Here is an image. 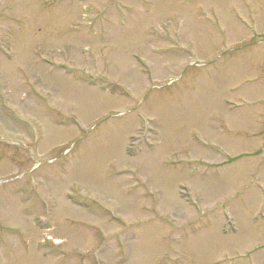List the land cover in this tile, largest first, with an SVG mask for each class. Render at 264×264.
<instances>
[{
  "label": "rangeland",
  "instance_id": "rangeland-1",
  "mask_svg": "<svg viewBox=\"0 0 264 264\" xmlns=\"http://www.w3.org/2000/svg\"><path fill=\"white\" fill-rule=\"evenodd\" d=\"M262 40L264 0H0V264H264Z\"/></svg>",
  "mask_w": 264,
  "mask_h": 264
}]
</instances>
